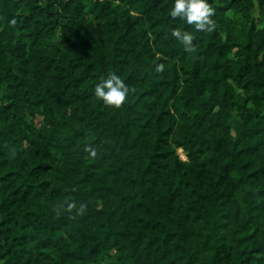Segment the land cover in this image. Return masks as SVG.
Segmentation results:
<instances>
[{
  "label": "trees",
  "instance_id": "trees-1",
  "mask_svg": "<svg viewBox=\"0 0 264 264\" xmlns=\"http://www.w3.org/2000/svg\"><path fill=\"white\" fill-rule=\"evenodd\" d=\"M210 3L0 0V264H264V0Z\"/></svg>",
  "mask_w": 264,
  "mask_h": 264
},
{
  "label": "clouds",
  "instance_id": "clouds-1",
  "mask_svg": "<svg viewBox=\"0 0 264 264\" xmlns=\"http://www.w3.org/2000/svg\"><path fill=\"white\" fill-rule=\"evenodd\" d=\"M169 11L173 19L179 18L181 21H186L200 31H209L214 24V8L210 0H172ZM171 35L184 45L186 51L192 50L194 36L191 31L173 27ZM162 68L163 65L157 71ZM94 93L106 104L120 105L128 96L129 85L119 72L112 71L107 76L101 77L95 84ZM86 150L92 155L97 152L95 146H86Z\"/></svg>",
  "mask_w": 264,
  "mask_h": 264
},
{
  "label": "rangeland",
  "instance_id": "rangeland-1",
  "mask_svg": "<svg viewBox=\"0 0 264 264\" xmlns=\"http://www.w3.org/2000/svg\"><path fill=\"white\" fill-rule=\"evenodd\" d=\"M178 154L180 155V157H181L183 160H187V156H186L185 152H184L182 149H179V150H178Z\"/></svg>",
  "mask_w": 264,
  "mask_h": 264
}]
</instances>
